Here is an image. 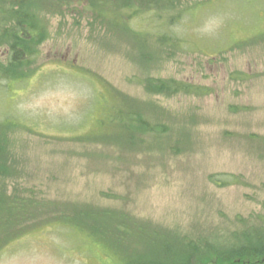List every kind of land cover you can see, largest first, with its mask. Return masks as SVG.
Wrapping results in <instances>:
<instances>
[{
	"label": "rangeland",
	"instance_id": "rangeland-1",
	"mask_svg": "<svg viewBox=\"0 0 264 264\" xmlns=\"http://www.w3.org/2000/svg\"><path fill=\"white\" fill-rule=\"evenodd\" d=\"M58 1L56 12L38 14L43 36L29 39L36 57L21 68L25 76L0 82V122H15L0 127L10 161L0 196L32 201L14 209L19 221L39 212L25 224L12 225L14 215L0 220V264H113L111 252L86 246L60 224L90 203L181 240L203 237L213 249L245 227H264V0H169V31L184 41L183 51L167 57L156 50L147 70L124 38L115 36L117 46L108 41L113 34L95 21L101 0ZM153 18L147 12L126 25L145 37L147 52ZM8 61L0 58V69ZM150 76L203 86L208 95L150 96L140 84ZM99 79L159 107L154 115L189 128L194 144L174 154L168 146L122 151L70 138L66 127L78 125V116L100 115L88 101ZM211 175L237 177L238 185L217 186Z\"/></svg>",
	"mask_w": 264,
	"mask_h": 264
},
{
	"label": "trees",
	"instance_id": "trees-1",
	"mask_svg": "<svg viewBox=\"0 0 264 264\" xmlns=\"http://www.w3.org/2000/svg\"><path fill=\"white\" fill-rule=\"evenodd\" d=\"M57 1L0 0V21L2 22L0 35L4 33L9 49L8 65L0 69L2 72L10 71L12 77L14 71L17 73L27 62H32L29 59L36 57L35 43L29 39L43 36L38 14L56 12ZM91 4L93 8H96L93 2ZM169 4V0H101L99 5L102 11L97 10L99 17L95 21L113 34L108 37L112 45H118L114 43V40H116L115 36H119L124 38L132 49L141 53L140 67L147 70L148 63H153L154 58H159L155 54L156 50L165 52L167 57H171L175 51H181L184 47V41L180 38L174 39V34L169 31L171 28L169 22L174 18L169 16L172 11H167ZM3 6H6L8 10H3ZM195 7L198 9L197 6ZM158 11L163 12L170 19L161 18L162 15H158ZM147 12H152L154 15L150 23L154 25L152 33L149 34L154 40L153 51L151 49L150 52H147L145 37H142V41L138 40L136 31L131 26H126L137 15H144ZM143 41L145 44L142 43ZM71 68L75 77L83 78L84 75L74 70L73 64ZM21 72L17 74L18 78H23ZM91 77L85 78V82L89 85ZM100 83V88L90 90L91 97H89L91 109L98 110L100 115L94 116L92 120H90L92 114L85 115L83 121L78 116L80 127L78 125L66 127L71 132L70 138L82 144L109 146L122 151L144 152L168 146L174 154L194 144L189 137V128L179 126V123L174 121L169 124L164 119H160L161 115H154V112L159 109L156 105L140 103L104 80H100ZM140 84L148 95L167 99L178 95H191L196 98L208 95L207 88L174 78H151L150 76L145 81L141 80ZM2 122L3 126L0 124V127L3 128L15 125V122L10 119H4ZM82 125H90L89 130H85ZM251 140L255 142L254 138ZM260 142L264 148V141ZM8 158V154L0 143V177H4L9 169ZM217 178V175H211L208 181L215 185L220 182L221 186L238 185L233 181V179H239L237 177L229 176L230 179L226 181ZM5 183L0 182V187L2 188ZM9 197L12 196H0V220L6 216L9 219L10 215H14L11 218L12 225L25 224L27 218H35L39 213H28L29 215L21 217L22 221H19L14 209L18 207L17 205L22 208L23 205H28L32 201L25 198L19 200L15 196L12 197L13 199ZM96 208L91 203L85 205L79 212L73 211L75 215L72 218L62 217L60 224L62 223L64 228L69 226L72 230L69 231L70 233L79 234L83 241L85 239L86 246L105 248L111 252L114 256L113 264H199V262L200 264H264V227L261 229L245 227L241 233L234 236L233 243L228 242L227 246L219 245L215 246L217 249H213L203 237H196L197 239L183 237L181 240L178 234H167L143 224L131 223L127 215ZM261 221L263 222L260 224H264V219ZM203 256L208 258L205 261L200 260Z\"/></svg>",
	"mask_w": 264,
	"mask_h": 264
},
{
	"label": "flooded vegetation",
	"instance_id": "flooded-vegetation-1",
	"mask_svg": "<svg viewBox=\"0 0 264 264\" xmlns=\"http://www.w3.org/2000/svg\"><path fill=\"white\" fill-rule=\"evenodd\" d=\"M8 57H9V49L8 48H4V52H2V54L0 55V58H3V61L5 62V61L8 60ZM19 73H20V71H17V73L14 71V76L11 77L10 71L2 72L0 70V82H4L7 85L10 82V80L21 81L19 79L20 77L18 78V75H17Z\"/></svg>",
	"mask_w": 264,
	"mask_h": 264
}]
</instances>
